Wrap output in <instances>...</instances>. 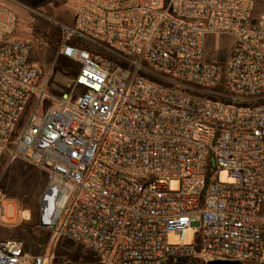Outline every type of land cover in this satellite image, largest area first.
<instances>
[{
    "label": "built area",
    "instance_id": "1",
    "mask_svg": "<svg viewBox=\"0 0 264 264\" xmlns=\"http://www.w3.org/2000/svg\"><path fill=\"white\" fill-rule=\"evenodd\" d=\"M17 22L0 3V166L45 173L48 245L113 264H264V0H82L56 52L75 71L57 97ZM209 34L233 37L222 64L205 59ZM36 247L0 237V264L49 263Z\"/></svg>",
    "mask_w": 264,
    "mask_h": 264
},
{
    "label": "rangeland",
    "instance_id": "2",
    "mask_svg": "<svg viewBox=\"0 0 264 264\" xmlns=\"http://www.w3.org/2000/svg\"><path fill=\"white\" fill-rule=\"evenodd\" d=\"M82 0H0L10 6L17 15V36L27 39L32 44V60L39 65L44 74L50 73L47 93L58 96L57 89L64 88V83L75 75V71L68 69L71 63L61 60L56 62V52L59 50L64 30L63 27H73L77 8ZM233 37L227 34H209L204 38L205 59L217 64L224 63L231 53ZM61 61V62H60ZM64 76L61 75L62 71ZM56 88V90H53ZM38 97L32 101V108ZM54 104L43 100L38 109V116ZM23 124H21V127ZM221 182H229L227 171L218 170ZM47 183L43 171L36 169L32 164L22 159L12 162L3 161L0 166V191L3 194V203L6 214L2 225L6 228L0 232V237L22 239L28 250L35 253L37 245L46 249L50 260L45 264H113L110 260L97 258L90 252H84L69 240L54 239L47 243V235L36 228L37 206L41 192ZM177 181L171 182L173 190L178 189ZM169 243H176L177 237L167 235ZM186 242L193 245L200 253V231L197 228L186 230ZM44 243V244H43ZM196 264H206L198 260Z\"/></svg>",
    "mask_w": 264,
    "mask_h": 264
},
{
    "label": "water",
    "instance_id": "3",
    "mask_svg": "<svg viewBox=\"0 0 264 264\" xmlns=\"http://www.w3.org/2000/svg\"><path fill=\"white\" fill-rule=\"evenodd\" d=\"M206 264H242L238 261H227V260H210Z\"/></svg>",
    "mask_w": 264,
    "mask_h": 264
},
{
    "label": "trees",
    "instance_id": "4",
    "mask_svg": "<svg viewBox=\"0 0 264 264\" xmlns=\"http://www.w3.org/2000/svg\"><path fill=\"white\" fill-rule=\"evenodd\" d=\"M62 61V62H61ZM60 62L62 63V64H64V62H63V60H61Z\"/></svg>",
    "mask_w": 264,
    "mask_h": 264
},
{
    "label": "crops",
    "instance_id": "5",
    "mask_svg": "<svg viewBox=\"0 0 264 264\" xmlns=\"http://www.w3.org/2000/svg\"><path fill=\"white\" fill-rule=\"evenodd\" d=\"M0 3H2V2H0ZM3 4H5V3H3ZM7 5V4H6ZM19 36V35H18Z\"/></svg>",
    "mask_w": 264,
    "mask_h": 264
}]
</instances>
